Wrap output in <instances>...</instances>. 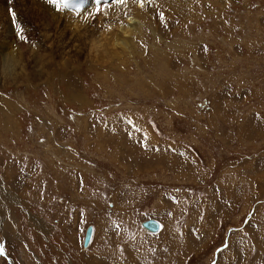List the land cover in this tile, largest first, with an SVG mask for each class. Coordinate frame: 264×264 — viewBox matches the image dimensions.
Returning a JSON list of instances; mask_svg holds the SVG:
<instances>
[{
  "label": "rangeland",
  "instance_id": "374dc122",
  "mask_svg": "<svg viewBox=\"0 0 264 264\" xmlns=\"http://www.w3.org/2000/svg\"><path fill=\"white\" fill-rule=\"evenodd\" d=\"M81 2L0 0V264H264V0Z\"/></svg>",
  "mask_w": 264,
  "mask_h": 264
},
{
  "label": "bare ground",
  "instance_id": "6f19581e",
  "mask_svg": "<svg viewBox=\"0 0 264 264\" xmlns=\"http://www.w3.org/2000/svg\"><path fill=\"white\" fill-rule=\"evenodd\" d=\"M106 3H107V5L108 6H112L114 3H116V4H118V5H120V4H122V3H119L118 2V0H104ZM130 3H132V2H130ZM88 5H89V3H88ZM71 8L72 9H74V11H75V13L77 12L78 14H74V17H71L72 15H69V16H65V17H67L66 18V21H64V26L61 28V30H63V32H64V30L67 28V26H70V27H72V32H74V33H78L79 32V29H80V27L82 26V22H80V21H76V19L77 18H79V17H81V14H79L80 12H79V10H78V8H76L75 6V4H73V3H71ZM130 8V5L129 6H126V7H123L122 9H120V10H118V9H115V12L117 13V14H119V15H127L128 14V9ZM86 10V9H85ZM39 12V11H38ZM66 13V12H65ZM89 13V12H88ZM55 15L57 14V13H54ZM71 14H73L72 12H71ZM59 15H61V14H59ZM35 17V16H34ZM62 17H64V15L62 16ZM39 18V17H38ZM71 18V19H70ZM73 18V19H72ZM47 19V18H46ZM49 19V18H48ZM58 19V20H57ZM37 20V19H36ZM59 20H62L61 19V17H57L56 16V27L57 28H59V30H60V27L58 26V24H57V21H59ZM39 21H40V19H39ZM128 21H131V18H129L128 19ZM69 29V28H68ZM58 30V31H59ZM66 31V30H65ZM61 32V31H60ZM59 32V33H60ZM62 32V33H63ZM125 32V34H128V30H126V31H124ZM65 33V32H64ZM63 33V34H64ZM62 36V35H61ZM64 36V35H63ZM123 43V40H120V41H117V42H115V44L116 45H118V44H122ZM8 54V53H7ZM7 54H5L4 56H3V58L5 59V57H6V55ZM3 63V62H2ZM148 220H150V219H148ZM148 220H144V221H142L141 223H140V226H141V224L143 223V222H145V221H148ZM152 220H154V219H152ZM156 221V220H155ZM156 222H158V221H156ZM159 223V222H158ZM159 225H160V229H159V231L157 232V233H152V232H149V231H147V230H145V229H143L144 231H146V232H148V233H150V234H158L160 231H161V228H162V226H161V224L159 223ZM93 232H94V229L92 228V234H93ZM91 238H92V235H91ZM90 238V241H89V244H90V242H91V239ZM89 244L86 246V248L89 246Z\"/></svg>",
  "mask_w": 264,
  "mask_h": 264
},
{
  "label": "clouds",
  "instance_id": "9594fccd",
  "mask_svg": "<svg viewBox=\"0 0 264 264\" xmlns=\"http://www.w3.org/2000/svg\"><path fill=\"white\" fill-rule=\"evenodd\" d=\"M22 63H23L22 57L11 52L7 54L3 63L0 64V79H7V80L15 79L16 73L18 72Z\"/></svg>",
  "mask_w": 264,
  "mask_h": 264
},
{
  "label": "water",
  "instance_id": "95a60500",
  "mask_svg": "<svg viewBox=\"0 0 264 264\" xmlns=\"http://www.w3.org/2000/svg\"><path fill=\"white\" fill-rule=\"evenodd\" d=\"M141 226L145 230L152 232V233H157L160 229L159 223L154 220L145 221L141 224ZM91 235H92V227H88L86 229L85 236H84V242H83L84 247H86L89 244Z\"/></svg>",
  "mask_w": 264,
  "mask_h": 264
},
{
  "label": "snow or ice",
  "instance_id": "6c2138e0",
  "mask_svg": "<svg viewBox=\"0 0 264 264\" xmlns=\"http://www.w3.org/2000/svg\"><path fill=\"white\" fill-rule=\"evenodd\" d=\"M50 3L54 2V0H49ZM119 3H123L124 0H118ZM11 12V10H10ZM14 24H15V19H14ZM15 27H16V30H17V35H18V38L21 40V41H24L25 40V37L24 35L21 34V28L19 26V24H15Z\"/></svg>",
  "mask_w": 264,
  "mask_h": 264
}]
</instances>
